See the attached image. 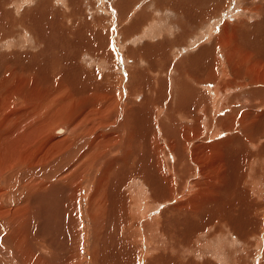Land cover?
I'll use <instances>...</instances> for the list:
<instances>
[{"label":"rangeland","instance_id":"obj_1","mask_svg":"<svg viewBox=\"0 0 264 264\" xmlns=\"http://www.w3.org/2000/svg\"><path fill=\"white\" fill-rule=\"evenodd\" d=\"M16 3H19V7L16 6ZM256 7L258 9H256ZM259 7L261 8L259 9ZM225 25H227V29H225ZM255 28L257 29L254 30ZM248 31H252L254 34L251 32L249 33ZM232 32H237L238 34H240L238 37V42L240 44L243 43V46L247 44H253L251 42H253L255 36L258 37L257 40H254L255 42L258 41L256 45L263 47V43H260L259 41H264V0H0V67L3 65V67L0 69V95L5 92V89L7 87H11L16 83L15 79H27L28 84L30 81V88H32V91L30 92L35 91L37 95L38 93L40 94L43 103L41 105V110L43 111L42 113L48 112L51 115L57 112L55 117L58 116V114L61 115L62 113H66L71 108L78 112L81 109V105L72 107L74 104H79L80 102L85 100V102L90 101L87 104L89 106L92 104V101L96 99V96L98 98H101V95H105L107 96V98H109V103H111V106L109 107L112 109L109 108V110L112 111H109V113H113V111H115L116 109L118 111L117 117L119 115V120H122L121 114H124V112L126 111L124 114L125 116L123 115V124L125 122L127 123H125L124 125H121V122L119 121V125L118 122L116 123L117 126H121L120 128H123L125 130H135V123L132 120H135L136 117L134 116L133 119H130L132 113H135V115H137L138 117V115H142V113L146 112L145 114L147 116V112H149L148 114H152V112H155L154 110H157V108H162L164 104L166 108L164 107L163 111L161 112L162 114H164L161 115V118H163L162 120H164L165 116L167 117V115L169 114V117L172 119V122H170L171 120L168 121L169 123L165 121V123L163 124L165 133L170 134V131L176 132V130L173 129L176 127L177 130L180 131V129L183 128L182 125L184 124L179 123L175 126L171 125L174 123L172 115H174V117H176L175 115H177V119H181V116H194L192 112H196L194 109L196 103L193 104L192 101L195 102L196 100L207 99L204 100L206 101L204 105L209 106V99H211L210 97L212 96L211 91H209L210 95L205 91V97L199 98V96L204 92L203 89L205 88V86H209L211 87V89H213L214 86H218L221 96L217 99H214L215 101L213 100V104L216 103L217 106H220L221 103H223L225 107L221 109L220 112H217L221 114H214L213 117H210V109L204 106V109L206 111H209L208 114H205L203 116L201 114V119L196 121L197 125L202 128V131L200 130V136L197 135L194 138H188L190 140L189 142H187V145H189L188 148H191V143L195 142L197 138L199 141L201 139H205V144H207L217 143L225 140L227 137L238 135L239 138H237V140H235L236 138H233L232 142L235 143L239 141V139H243L247 143H250L251 141L257 142L261 144L260 146H262L264 149V128L262 127L261 130H258L259 125L256 126V128H251L250 125L248 126V123H250V121L241 125L240 121L237 118L240 117L239 114L241 112H244L246 109L244 108L245 106L240 107L239 105L241 104L235 103V100H240V98L237 99L235 98V96L241 93L238 89L242 87H245L244 90L246 91L247 89H252V82L250 81L251 77L245 75L241 80H239V78H236L234 80L235 75L231 67L228 66L226 59H224V55L222 53L224 51L222 49H218L217 52L216 50L214 51L212 50L213 48H211L213 41L216 40V36L221 40L228 39L230 42H228L227 44L230 48L231 44H234L232 41L235 40L234 38L233 40H231ZM247 32L250 36H247ZM20 34H23L24 36H21ZM257 35H260V37ZM70 39L72 40L70 41ZM101 40V43L105 45V51H102L103 53H101V50H98L97 48V45L99 44L98 42ZM106 49L108 53L106 52ZM258 54L261 55L264 53L258 52ZM216 55L217 57H219V59L221 58L217 61L219 65H217V62L215 61ZM194 56H196V58H194ZM214 61L216 62V64L214 63ZM262 61H264V57ZM5 65L8 66V69ZM23 65H30L32 67H35V71H30L32 74L27 73V75L26 73L23 74L22 72H19V68H21V66ZM259 68L261 72V70L264 69V64L259 65ZM223 69H226V73L228 75L226 78H224L225 82L219 79L223 75L221 74V71ZM3 71L8 72V80L6 82L2 81L5 76H2ZM50 77H53V79H51ZM201 77L203 80L201 79ZM37 78H39L38 81ZM44 78H46L47 80L49 79V81L47 82L48 84L46 83ZM61 79L64 81V84L62 83L63 86L60 88V91L58 93L51 94V91H49L51 88L48 89L47 87L50 86L51 81H54V83H56L57 81L60 82ZM67 79L70 81V83L73 84V88L75 89H72V92H75L74 95H71V97H68L71 94V89L67 90V88L69 87L68 85L70 84H68ZM170 80L173 81L172 84L175 87L177 86V84L179 86V88H175L174 91L172 89V91L177 94L176 95L175 93H173L175 94L174 97H171L170 95ZM176 81H178V83H176ZM35 82L40 83L36 84ZM164 82H167L168 88H165L163 84ZM172 84L171 87L174 88ZM227 84L231 89H229L228 87L224 89L225 85L227 86ZM259 85L261 87H264V83H260ZM152 87L153 89H155L154 91L158 93V96L155 94L154 97L158 98L161 95L163 99L159 97L156 104L154 103L153 106L148 107L147 102L144 104L143 101L146 96L152 97L151 94L152 92H154ZM47 89L49 93H46ZM227 89L230 92L228 91L227 93ZM136 93H138L139 95H135L137 96L135 98V102L140 103L136 106H133L134 104L127 105V100ZM193 93L198 94V98H193ZM64 97L67 99H65ZM259 97H263V91L259 92ZM116 100L121 101L118 107H116ZM53 102H57V105ZM95 102H97L96 104L99 106L102 103L101 102L99 104L98 100H96ZM131 102L133 103L132 100ZM262 103L263 105H260L258 107H254L253 105H251L250 107L253 106V108L249 110H251L253 116H260V119L262 120V124L264 126V102L262 101ZM102 104L100 107H102ZM165 104H167L169 107ZM192 105L194 106L192 107ZM120 106H124L125 110H122ZM151 108H154L153 111ZM93 110L89 113L90 115L87 116L88 118H90V121L88 120L87 122L86 120L83 123H79V125L76 127V129H78L75 131L76 133L74 132L73 136H71L69 143H63L67 135H69V131H66L61 135H57L56 133L52 132L55 128H57L55 125H65L66 127L67 125L64 122H52V120H49L44 123L42 129L44 134L42 133L41 136L44 141L46 140V142H48L47 139L49 138L51 142L50 145L46 147L48 149H44L45 147H43V152H45L46 154L53 153V157H51L50 159L48 158L49 155H47L46 157L50 160V163L48 162V160L43 159L45 161L43 165L45 166H43L44 168L42 167L41 169L44 173L41 172L42 175L40 173V176L31 178L32 180L29 179L28 183L30 182V185L28 186H26V183H22L19 177L15 178L17 174H15L16 176L12 177L7 175V186H4V184L2 183L4 181V177L0 176V190L2 189V193H0V206L2 205L3 209H10L17 206V204L21 203V201L26 200V202L29 204L28 207H31L32 202L33 204H35L34 202H37L38 210L33 211V219L35 220L36 218V220L34 222V220L32 219V224L30 225L33 230L37 229L42 230V232L45 234H49V232H51L50 234H53L51 242L55 243L57 251L48 247L45 241H43V244L42 241L40 243L39 238L38 240H36L39 244H43L42 246L46 251V254L44 253L45 255H43L42 253L44 259L53 257L52 259H48V261H53L51 264H86L87 262L88 264L91 263L92 260L90 261L89 256L86 254V252H91L89 246L92 247V245L89 244V246H87V243H90L91 241L90 234L86 236V234L83 233V231L86 232L85 230L89 228L90 224L89 222L87 224L85 219H88V221L92 219L94 220V222H99L98 224L100 226L101 234L98 237L99 241L97 239L92 241V249L95 252L97 259L94 260V257H92L91 259H93L96 264H98V261L100 260H102L104 264H130L131 262L129 261V259L131 254H134L133 251L136 252L137 250V255H140L141 250L138 248H140L143 239L145 241V238H143L144 236L142 237V239L141 236H137L133 233V227L136 226V223L141 225V223L144 224L145 222L150 220H157V226L159 227L157 232H159V234L161 235L159 240L160 242H164H161L160 246L162 248H167V246L171 245L176 249L178 248V250L180 251V253L179 251H173L172 253H170L169 251H167L168 248H165L164 254L166 255V257L164 255L160 257V259L162 258V264H170L171 262L172 264H174L173 259L175 257H178L177 259L175 258L177 264L179 262H181V264H205L204 262H208V259H206L205 257L199 259L197 255L182 254L181 256V252L185 251L186 248L190 249L191 247L192 250L194 247V250L196 251L199 248L197 245H200L202 239L204 241L202 242L205 243L207 237L209 239L213 238L214 240V233L212 234V229L215 227V230L216 227H221V222L218 219V221H211V217L209 215L215 210L214 207L212 210L210 206L204 208V211L207 209L209 210L208 212H202V209L200 212L201 214L197 213L194 216L191 214L192 218L189 216L190 213L179 218L178 212H168L170 211L169 208L177 204L178 202L190 200L192 198L195 200H199L201 196L199 195L196 197V195L199 194L198 188L190 193L187 190H181L180 186H178L177 184L178 175L174 174L172 178L176 179V182L175 184L173 182V189L171 188L170 191L168 190L169 184L167 183L166 185L164 179L168 175V160L171 158L172 154L170 151H168L167 145L163 139V132L161 128L155 127L157 124H159L158 121L161 120L160 116L155 119V115L153 114L150 115V119L152 118L151 120L144 121V119H142V121H136L138 122V124L136 123V127L139 131H142L144 127L146 128L149 126L152 129L151 132H149V134L152 133V137L150 135L148 136V138L150 137V140H146V142H140L138 144V149L140 150L141 156L143 158L149 157L146 148L143 149L144 143L146 144L145 146H148L149 144L151 145V147H153L154 145L156 146V149L157 145H159V161L157 160L158 158L155 162L152 160L154 170L151 172L149 170L150 173H148V176H150V181H155V186L153 188L151 182L145 179L143 175V173L146 174L145 164H147L148 159L150 158L146 159V163H143L145 160L142 159V164H144L145 167L144 169L139 170L140 172L135 171L136 173H133V170H136L134 168L136 166L137 160L130 161L131 159H129L128 162L126 161L124 165H121V162L119 161L110 160L109 166H106L107 171H105L106 168L104 169V167L102 171V168L99 167L101 160H97L94 154L96 151L91 154L92 151L89 152L86 145L90 142V140L92 141V139L94 138L93 135H97L102 132L101 127L98 128V125L103 126L110 119L105 118L107 116H99ZM27 112L29 114V122L30 116H32V118L40 117L38 106L30 111L28 110ZM178 113L180 114V116ZM237 113L239 114L237 115ZM1 116L4 115L0 114V117ZM51 118L53 117L51 116ZM138 118L141 119V116H139ZM232 118L237 119L234 124L231 120ZM10 119H12V117ZM39 119L41 120V118ZM14 120H8L3 126L0 125V160H4V158L8 155V151L12 147L10 146L12 141L15 140L18 143V140L20 138L23 139L22 136L25 132H23V128H21V123L24 124L23 121L25 120L17 118V121H19L20 124V128L18 130H15L16 126L13 124ZM187 122L189 127L188 129H186L190 131V126H194L196 122H191L190 118H188ZM210 122H212L213 124L211 126H208ZM46 124L48 125V127L46 126ZM217 124H220V126H218ZM90 125H95L97 129L94 130V132H90V130H87ZM209 127H215V129H218L220 133L217 136H214L213 134H211L212 130H208ZM243 127L247 129H243ZM59 128H57V130ZM19 131H21L20 134ZM62 132L63 131H59V133ZM47 134L49 135L47 136ZM148 138L145 137V139ZM73 141H77L75 142L76 144H74ZM67 143L68 146L71 143L73 144H71L68 148V146L66 145ZM239 146L232 144V147L235 150V147ZM247 147H249L248 149H251L250 144H247ZM17 149L20 151L23 148L17 147ZM244 150V148H240L239 153L242 152L241 154L243 155ZM68 151L71 153L67 155V158H69V160H72L74 158V165L72 168L73 173L67 172L63 174L62 169V172L58 171L60 170V161L58 160L59 157L57 158V156L62 155L63 157L61 156L60 160H63L65 158L64 155H66ZM76 151L79 152L76 154ZM72 154L75 156H73ZM80 154H83V156L78 159L76 156ZM130 154H132L130 149L125 151L124 153L125 157ZM256 158L257 157L255 156L250 161H248L245 174L246 177L244 176V179L242 180L244 183L242 182L241 187H244L243 189H248L247 194L244 195L243 193L241 194L242 196H239V194L235 192L236 194L232 193L231 195H224V192H220L221 195H224L222 199L223 201L231 200L236 204V196L240 199H238V201L240 202L235 205L236 208L232 213L236 214L232 215L233 217L235 216V220L233 217L232 220L238 223L245 221L248 222V220H254L252 216L262 220V229L258 237L257 235L255 236L249 234L250 242H253L251 245H249L247 253L246 251L234 252V248H232L233 250L231 248H227L225 250V257L227 260L229 259V261H227L229 264H251L254 255L258 251V248L254 241L257 238L261 237V242L264 244V195H262L264 194V192H261V194H257L254 193V190H252L251 187L248 188V186H246L248 181L247 179L253 177L252 175H257L258 178V172H255L258 170V167H255L257 166V161L255 160ZM109 159H111V157ZM98 161L100 162L97 163ZM160 163L163 171L159 166ZM15 164L16 163L12 165V168L14 171L18 172L19 168ZM142 164L140 162L141 166ZM251 164H253V166H251ZM40 165L41 163H39V166ZM53 165L55 168L53 167ZM251 167L257 169L252 168L253 170H251ZM49 169H53V171L56 172V175H53V177L55 178H53L52 176H47L48 172L50 171ZM250 172L253 173L249 174ZM101 173H105V177H103V180H100V177L102 178ZM44 175L50 180L48 178L47 179L49 181L45 179L46 177ZM249 175L251 176L249 177ZM195 179L196 178L191 175L187 177L188 183L190 184L195 181ZM260 179H258V181ZM39 180L44 181L43 188L41 185L42 182L40 183V185L37 183L40 182ZM52 181L54 183L51 186L50 182ZM260 181L261 183L263 182L264 185V177ZM32 182L34 185L32 184ZM157 183H159V185ZM9 186H13L11 187L12 189L9 188ZM202 187L203 185H201V188ZM137 189H139V192ZM14 192L16 194H14ZM19 192L20 194H18ZM9 193L10 195L7 196ZM122 193L123 195L125 194L126 200H122ZM135 193L139 194V196L145 197H142V205L140 204V206L136 205V203L135 205L132 203ZM168 193L171 194V196ZM31 194H34V196ZM21 195L23 196L21 197ZM30 195L33 197H31ZM156 197L158 200L156 199ZM14 198L16 199V201ZM59 198L61 200H59ZM64 198L65 201L67 200L66 202H68V205H64ZM50 199L52 201H49ZM58 200L59 202H62L59 203L57 202ZM15 202L18 203L16 204ZM257 202L259 204L258 206ZM261 203H263V205ZM61 204L63 205L61 206ZM148 205H153L149 208L150 211H148ZM63 206L64 209L62 211ZM67 206H70L71 208L69 207L68 209ZM27 208L26 210H24L25 212L23 211L22 213L23 219L25 218L27 212H29V208ZM146 208V211H148L147 214H144L145 216L143 215V217L140 218L139 221H137L140 214L139 210L140 212H145ZM89 209L90 212H88ZM240 209L242 210L240 211ZM243 212L248 213V215L247 213H245L247 215L244 216L245 219L243 217ZM68 214H71V217ZM97 217L99 218L97 219ZM153 217H155V219H152ZM3 218H5V220ZM3 218L0 219L1 224L5 221H10V216ZM23 219L20 218V221H17L21 226L23 224ZM71 219H74V221L72 220L73 222H69L71 221ZM99 220H101V222ZM26 221L27 218L25 220V224ZM179 221L183 224L182 227L177 226L180 223ZM190 223L191 225H189ZM201 223L206 228L194 234L193 231L197 228V226H202ZM11 226L12 227H10L9 232L15 227V225ZM162 227L164 229L161 230ZM2 229H4V227H0V230ZM185 230L187 231L186 233ZM163 232L165 234H163ZM176 232H183L182 235L191 238V241L188 240V238L187 241L182 237V235H180L181 233ZM3 234L4 233L0 231V247H11L12 243L11 245L6 243L7 238L6 236L3 237ZM205 234L207 236H205ZM229 236L231 239H234L233 244L235 247H239L243 244L242 237L240 238L238 237V235H235L230 231L228 237ZM161 237H163L162 240ZM200 238L201 241H198L200 240ZM243 238H246V236ZM197 242L199 244H197ZM4 243L8 244L9 246H6ZM17 243L18 242H15V244ZM191 244H193L194 246ZM32 245L33 244H31V246ZM187 246H189L190 248ZM11 248H9L11 250V253L15 255V253H17L16 249H20L21 245H14ZM132 248L134 249L132 250ZM181 248L183 251L181 250ZM9 249H6V251ZM129 253L130 256H128ZM155 253V256L160 255L159 250H156ZM34 254L36 253L34 252ZM49 254L55 256H50ZM169 254L173 257L172 259ZM152 255L153 253L150 252L149 256ZM257 255H259V252ZM60 258L64 260L62 261ZM124 258L126 261L124 260ZM165 258H168L167 260L169 263H166L167 260H165ZM250 258H252V260ZM160 259L157 260V262L155 261V263L158 264L159 262L160 264ZM209 259H212V261H214L213 257ZM140 260L141 264H146L147 262V258L143 256V254H141ZM244 260L245 262H243ZM58 261L61 263H59ZM0 264H9V262L1 260ZM216 264H219V262H216Z\"/></svg>","mask_w":264,"mask_h":264},{"label":"bare ground","instance_id":"obj_2","mask_svg":"<svg viewBox=\"0 0 264 264\" xmlns=\"http://www.w3.org/2000/svg\"><path fill=\"white\" fill-rule=\"evenodd\" d=\"M15 2V1H14ZM17 4V3H16ZM21 4V3H20ZM22 5V4H21ZM17 7H19V3L16 5ZM15 6V7H16ZM16 7V8H17ZM261 7H259L260 9ZM256 9H258L256 7ZM260 13V12H259ZM30 15V14H29ZM252 15V14H251ZM38 17V16H37ZM36 17V18H37ZM40 19V18H39ZM245 20V19H244ZM36 21V20H35ZM10 23V22H9ZM230 24V23H229ZM237 24V23H236ZM24 25V24H23ZM53 25V24H52ZM32 27V26H31ZM223 27V26H222ZM225 29H227V25L224 26ZM240 28V27H239ZM257 28H255L254 30H256ZM25 30V29H24ZM52 30V29H51ZM208 30V29H207ZM245 30V29H244ZM26 31V30H25ZM149 31V30H148ZM226 31V30H225ZM253 31V30H252ZM252 31H248L249 33H253ZM247 32V36H250L248 35L249 33ZM217 34V33H216ZM254 34V33H253ZM21 36H24L23 34H20ZM40 35V34H39ZM240 34H238L237 32H232V39L233 38L235 39L234 41H232L234 44L232 45L231 44V47L229 48L228 47V42H230L228 39L226 40H221L219 37L216 36V40L213 41V44L211 45V48H213L212 50H218V49H222L224 52L223 55H224V59H226L227 63H228V66L231 67L234 75H235V78H239V80H241L245 75L247 76H250L251 77V82H252V89L248 90H244L245 87H242L240 89H238L241 93L240 94H237L235 96V98L239 99L240 100H235V103H238V104H241L239 105L240 107L241 106H245L244 108L246 109L244 112H241L240 114L237 113V115L239 114L240 117H237L238 120L240 121L241 125L247 123L250 121V123H248V126L250 125L251 128H256V126L259 125V129L258 130H261L262 127L264 128L263 124H262V120L260 119V116L256 115V116H253L252 115V112L251 110L249 109H252L253 106L254 107H258L260 105H263L262 101L264 102V87H261L259 84L260 83H264V69L261 70L260 72V68H259V65L261 64H264V61H262L263 57H264V54H261L259 55L258 52L260 53H264V41H259L260 43L262 42L263 43V47L259 46V45H256V43L258 42H255L254 40H257L258 37H255V39H253V44H247L245 46H243V43H239L238 42V37H239ZM26 36V35H25ZM245 36V35H244ZM260 37V35H257ZM42 37V35H41ZM230 38V37H229ZM247 38V37H246ZM24 39V38H23ZM72 39H70L71 41ZM104 40V39H103ZM107 41V40H106ZM69 42V41H68ZM102 40L99 41L98 45H97V48L98 50H101L100 52L103 53L105 50V45H103L102 43ZM97 43V42H96ZM104 43V41H103ZM259 44V43H258ZM262 45V44H260ZM230 46V45H229ZM103 51V52H102ZM106 52L108 53L107 49H106ZM218 52V51H217ZM235 53V54H234ZM194 58H196V56H194ZM221 59V58H220ZM219 57H217L216 55V59L215 61L217 62L218 60H220ZM202 60V59H201ZM214 61V63L216 64V62ZM262 62V63H261ZM217 65H219V63L217 62ZM6 66V65H5ZM37 66V64H36ZM3 67V65L0 67V69ZM18 67V65H17ZM6 68L8 69V66H6ZM4 69V68H3ZM6 69V71H7ZM35 67H32L30 65H23L21 66V68H19V72H22L23 74L27 73L30 74L31 72L30 71H35L34 70ZM56 70V69H55ZM6 71H3L2 72V76H4L3 78V82H6L8 80V72ZM18 72V73H19ZM223 74L221 78H219L220 80L224 81L225 82V79L228 75L226 73V69H223L221 71ZM20 74V73H19ZM32 74V73H31ZM198 75V73H197ZM26 77V76H25ZM184 77V76H183ZM182 77V78H183ZM213 77H216V76H213ZM212 77V78H213ZM27 78V77H26ZM51 78V77H50ZM46 83L49 81V79L47 80L46 78H44ZM53 79V77L51 78ZM50 79V80H51ZM172 79V78H171ZM177 79V77H176ZM202 79V77H201ZM32 80V79H30ZM35 80V79H34ZM39 80V78H37V81ZM68 80V79H67ZM199 80V79H198ZM203 80V79H202ZM215 80V79H214ZM233 80V81H234ZM238 80V79H237ZM60 81V80H59ZM63 80L61 79L60 82H56L54 83V81H51L50 83V86H48L47 88H51L49 91H51L50 93H58L60 91V88L63 86L64 84V81L62 82ZM233 81H230V82H233ZM15 84H13V86L11 87H7L5 89V92L3 94L0 95V114H3L4 116H1L0 117V125L3 126L5 124V122H7L8 120H14L13 124L16 126V129L15 130H18L20 127V124H19V121H17V118L18 119H21V120H25L23 121V123H21V128H23V132L24 135L22 136V138H20L18 140V143L14 140L12 141V143L10 144V146H12L9 151H8V155L4 158V160H0V176H3L4 177V181L2 179V183L4 184V186H7L6 185V177L7 175H9L10 177L12 176H16L15 174H17V176L15 178H20L21 182L22 183H26V186L30 185V182L28 183V180H32L31 178H34L36 176H40V173L43 172L42 171V167L45 166L43 165L45 163V161L43 159H46L48 160V162L50 161L49 159L51 157H53V153L52 154H46L45 152H43L44 149H48L46 147H48L50 145V139L48 138V142H46V140L44 141V139L42 138L41 134L43 133V125L44 123H46L47 121L49 120H52V122H64L67 126L65 127V125H55L57 128H59L57 130V128H55L52 132L53 133H56L57 135H61V134H64L66 131H69V135H67V137L65 138L64 142H70L69 140L71 139V136H73V133L78 129H76V127L79 125L80 122H84L87 120L90 119L88 118L87 116H89L90 112L93 110L95 111L96 114H98L99 116H107L105 118H109L110 120L108 122H106L103 126H99L98 125V128L101 127L102 129V134H95L93 135L94 138L92 139V141L90 140V142L86 145L87 146V150L89 152H91V154L93 152H95V157L97 160H101L98 161L97 163L100 162L99 164V167L102 168V171H103V167L104 169L106 168V166L108 167L109 166V162L110 160H115V161H119L121 162V165L127 161L129 159H131L130 161L132 160H137V163H136V166L134 169L136 170H133V173L135 171L137 172H140L139 170L141 169H144L145 165H146V174L143 173L145 179H147L149 182H151L152 184V187L154 188L155 184L154 182L151 180L150 181V176H148V173H150L151 171L154 170V166H153V161L155 162L156 159L159 161V156H158V147L159 145H157V149H156V146L153 145V147H151V145L148 144V146H145L146 144L144 143L143 144V149L146 148V151L148 152L149 154V157L150 159L148 158H143L140 154V150L138 149V144L140 142H146V140H150V137L148 138V136L150 135L152 137V133L149 134V132H151V127H144L142 131H139L138 128L136 127V123L138 124V122L136 121H139L142 119H144V121H148V120H151L150 119V115H155V119L158 118V116H160V121L159 124H157L155 127H160L162 132H163V139L167 145V148H168V151L171 152L172 156L171 158L168 160L169 164L167 166V172H168V175H167V180L166 178L164 179L165 180V184L167 185V183L169 184L168 186V190L170 191L171 188L173 189V182L175 184L176 182V179L172 178L174 175H178L177 177V184L178 186H180V189L182 190H187L189 193L194 191L195 189H199V194L196 195L197 196H201L199 200H195V199H190V200H184V201H181V202H178L177 204L171 206L169 208L170 211L168 212H173V211H176L179 213L178 217H183L184 215L186 216V214L191 217V214L194 216L195 214L199 213L201 214V210L202 212L204 211V208H206L207 206H210L211 209L213 210V207H214V212H212L209 216L211 217V221L213 222L214 220H220L221 222V227H216V229L214 230V228L212 229V234L214 233V240L213 238H208L207 237V240L205 243H203V239L201 241V238L200 240L198 241H201L200 245H197L199 244L197 242V246L199 247L196 251L194 250L195 248L193 247V250L189 247L190 249H187L183 252H181V256L182 254L184 255H187V254H190V255H197L200 258H206L208 259V262H204L205 264H216V262L219 264H229L227 261H229V259L227 260L226 257H225V250L227 248H234V252H242V251H246L247 253V249L249 247V245L252 244V242H250V235H258L260 234L261 232V226H262V220L261 219H257L255 218L254 216H252L254 218L251 219V220H248L245 221V222H241V223H238L235 220V216L233 217L232 215H236L235 213H233V211L235 210L236 208V204L239 203L240 201H238L239 197H237L236 195V200H237V203L235 204L234 202H232L231 200L230 201H223V197L224 195L226 194H236L235 192H237V194H239V196H242L241 194L244 193L247 194V190L248 189H243L244 187H241L242 185V180L244 179V176L246 174V167H247V163L248 161H250L253 157H257L255 160L257 161V166L255 167H258V170L255 171V172H258V178H257V175H252L253 177H250L251 175H249L250 179H247V184L246 186H248V188L251 187L252 190H254V193H257V194H261V192L263 193L264 192V185H263V182L261 183V179L264 177V149L262 146H260L261 144L257 143V142H250V143H247L246 141H244L243 139L237 142H232L233 141V138H236L235 140H237V138H239L238 135H234L233 137H227L225 140L223 141H220V142H217V143H207L205 144V139H201L200 141L197 140L195 142H192L191 144V148L189 149L187 145L190 140L188 138H194L195 136H200V130L202 131V128L199 127L197 125V122L198 120L201 119V114L202 116L205 115V114H208L209 111H206L204 109V106L205 107H208L210 109V117H213L214 114H221V113H217L218 111L220 112L221 109H223L225 107V105H223V103H221V105L218 107L217 104H213V100L214 99H217L221 96L220 94V90L218 88V86H214L213 89H211V87L209 86H205V88L203 89L204 92L199 96L198 94H194V96H192L193 98H196L197 96L200 97H205L206 94H205V91L207 94H209V91H211V96L209 99V102H210V105L207 106V105H204V103L206 101L204 100H207V99H204V100H196L195 102L192 101V103H196L194 109L196 112H192L194 114V116L192 115H187V117H182L181 116V119H177V115H175L176 117H174V115H172L173 117V126H175L176 124H179V123H184L182 126L183 128L179 130H177V127L176 128H173L174 130H176V132H172L170 131L169 133L170 134H167L165 133V130H164V123L165 121H167V123H169L168 121L172 122V119L169 117V114L167 115V117L165 116L164 120H162L163 118H161V115H164L162 114L161 112L163 111L164 107L166 108V106H164L163 104V107L162 108H157V110H154L155 112H152L154 108H151L152 109V114H148L149 112H147V116H146V112L142 113V115H138L141 116V119H139L137 117V115H135V113H132L131 114V117L130 119H133V117L135 116L136 119L132 120L134 121L135 123V130H125L123 128H120L119 126L116 125V123L119 121L121 122V125H124L123 124V115L124 114L120 113L122 115V120H119V115L117 117V114H118V111L115 109V111H113V113H109V111H112V110H109V106H111V103L109 98H107V96L105 95H101V98H98L96 96V99L92 101V104L91 105H87L90 101H87L85 102L82 101L80 102L79 104H74L72 107H76V106H80L81 105V109L76 112L73 108H71L69 111H67L66 113H62L61 115L58 114V116L55 117L56 113H53V114H49L48 112H44L42 113L43 111L41 110V105L43 104L42 103V100H41V97H40V94L38 93V95L35 93V91L33 92H30L32 91V88H30V81H29V84H28V80L26 79H15ZM173 81L170 80V95L171 97L176 94L175 92H173L175 90V88H179L178 84L177 86L175 87L173 84H172ZM202 82V81H200ZM227 82V81H226ZM242 82V81H240ZM36 83V82H35ZM34 83V84H35ZM40 83V82H38ZM36 83V84H38ZM45 83V84H46ZM63 83V84H62ZM70 83V81L68 80V84ZM176 83H178V81H176ZM35 84V85H36ZM48 84V83H47ZM165 88H168L167 87V82H164L163 83ZM171 84L174 86L171 87ZM232 84V83H231ZM240 84V83H239ZM237 84V85H239ZM186 85V84H185ZM236 85V86H237ZM245 85V84H243ZM46 86V85H45ZM65 86V85H64ZM69 87L67 88L68 89H71V94L68 96V97H71V95L73 94L74 95V92H72V89L75 90L73 88V84L70 83L68 85ZM221 86V85H220ZM190 87V86H189ZM226 87H228V84L227 86L225 85L224 89H226ZM34 88V87H33ZM191 88V87H190ZM229 89H231L230 87H228ZM250 88V87H249ZM38 89V88H36ZM46 91V93H49V91ZM153 89V87H152ZM173 89V91H172ZM211 89V90H210ZM34 90V89H33ZM103 90V89H102ZM155 89H153L154 91ZM142 91V90H140ZM151 91V89H150ZM184 91V90H183ZM228 89H227V93H228ZM263 91V97H259V92H262ZM38 92V91H37ZM98 92V91H97ZM230 92V91H229ZM84 93V92H83ZM175 93V94H173ZM191 93V92H190ZM85 94V93H84ZM103 94V93H102ZM157 95L158 96V93L157 92H152V97H149V96H146L143 103L145 104L147 102V105L148 107L150 106H153V104L157 103L158 101V98L161 97L163 99V97L160 95L158 98L154 97V95ZM130 95V94H129ZM132 95V94H131ZM135 95H139L138 93L136 94H133L132 97L130 99L127 100V105L128 104H134L133 106H136L137 104H139L140 102H135V98L137 96ZM147 95V94H146ZM169 95V96H170ZM177 95V94H176ZM210 95V94H209ZM254 95V97H253ZM89 96V95H87ZM92 96V95H91ZM190 96V95H189ZM67 97V96H66ZM67 97V98H68ZM170 97V98H171ZM178 97V96H177ZM65 98V97H64ZM65 98V99H67ZM93 98V97H92ZM95 98V97H94ZM98 98V99H97ZM198 98V97H197ZM176 99V98H175ZM174 99V100H175ZM226 99V98H225ZM261 99V100H259ZM57 100V99H56ZM55 100V101H56ZM96 100H98L99 104L101 103L102 104V107L101 104L100 106L97 105L95 102ZM109 100V101H108ZM131 100L133 101V103L131 102ZM169 100V99H167ZM220 100V99H219ZM124 101V100H123ZM215 101V100H214ZM224 101V100H223ZM243 101V103H242ZM217 102V101H216ZM54 104L57 105V102H53ZM121 103V101H117L116 100V107L119 106V104ZM159 103V102H158ZM161 103V102H160ZM167 103V101H166ZM149 104H152V105H149ZM39 107V115L40 117L38 118H32V116H30V122H29V114H28V110H32L33 108ZM167 105V104H165ZM251 105H253L252 107H250ZM62 106V105H61ZM168 106V105H167ZM194 105H192L193 107ZM237 106V107H239ZM98 107V108H96ZM121 107V106H120ZM169 107V106H168ZM167 107V108H168ZM61 108V107H60ZM58 108V109H60ZM125 107L122 106L121 109L122 110H125L124 109ZM127 108V107H126ZM136 108V107H135ZM171 108V107H170ZM169 108V110H170ZM63 109V107H62ZM112 109V108H110ZM131 109V108H130ZM150 109V110H151ZM167 110V109H166ZM199 110H200V113H199ZM57 111V110H56ZM120 111V110H119ZM193 111V110H192ZM122 112V111H121ZM133 112V111H132ZM165 112V110H164ZM163 112V113H164ZM237 112V111H236ZM263 112V111H262ZM261 112V113H262ZM42 113V114H41ZM128 113V112H127ZM168 113V112H167ZM189 113V111H188ZM179 114V113H178ZM120 115V116H121ZM264 115V114H263ZM47 116V117H46ZM50 116V117H49ZM51 116L53 118H51ZM125 116V115H124ZM130 116V115H129ZM180 116V114H179ZM12 117V119H10ZM46 117V118H45ZM164 117V116H163ZM220 117V116H219ZM223 117V116H222ZM41 118V120L39 119ZM61 118V119H60ZM99 118V117H98ZM188 118H190L191 122H196L194 124V126H190V129L194 130L193 131H188ZM192 118V119H191ZM114 119V120H113ZM211 119V118H210ZM179 120V121H178ZM219 120V119H218ZM233 124L234 122L237 120L235 118H232L231 119ZM90 121V120H89ZM128 121V120H127ZM131 121V120H130ZM221 121V120H220ZM12 122V121H11ZM100 122V121H99ZM119 122H118V125H119ZM129 122V121H128ZM190 122V121H189ZM86 123V122H85ZM200 123V122H198ZM17 124V125H16ZM91 124V123H89ZM94 124V123H93ZM98 124V123H96ZM142 124V123H141ZM213 123L210 122L208 124V126H211ZM128 125V124H127ZM218 126H220V124H217ZM46 126L48 127V125L46 124ZM93 126V127H92ZM126 126V125H125ZM129 126V125H128ZM134 126V125H133ZM215 126V125H213ZM111 127V129H110ZM130 127V126H129ZM207 127V126H206ZM246 127V126H245ZM243 127V129H247ZM133 128V127H132ZM187 128V129H186ZM97 127H95V125H90L88 127L87 130H90V132H94V130H96ZM100 129V130H101ZM105 129V130H103ZM109 129V130H108ZM154 129V128H153ZM179 129V128H178ZM231 129V128H230ZM14 130V131H15ZM99 130V129H98ZM97 130V131H98ZM138 130V132H137ZM173 130V131H174ZM208 130H212L211 134H213L214 136H217L220 131L218 129H215V127H209ZM257 130V129H256ZM47 131V130H45ZM56 131V132H55ZM59 131H63L62 133H59ZM121 131V132H119ZM21 131H19V134H20ZM156 132V131H155ZM154 132V134H155ZM208 132V131H207ZM76 133V132H75ZM44 134V133H43ZM12 135V134H11ZM14 135V133H13ZM49 134H47L48 136ZM85 136V135H84ZM33 137V139H32ZM75 137V136H74ZM90 137V136H88ZM145 137H147L148 139H145ZM212 137V136H211ZM14 138V137H12ZM45 138V137H44ZM102 138V139H100ZM144 139V140H143ZM152 139V138H151ZM22 140H23V143H22ZM63 140V139H61ZM143 140V141H142ZM88 141V140H87ZM157 141V140H156ZM77 142V141H75ZM74 141L73 143L76 144ZM86 142V141H85ZM68 143L66 144L68 146ZM71 143V144H73ZM82 143V142H81ZM262 143V142H261ZM70 144V145H71ZM232 144L234 145H241L239 147H235L236 150H239V151H236L233 147H232ZM239 144V145H238ZM247 144H250V148L251 149H248L249 147H247ZM70 145L68 146V148L70 147ZM84 145V144H83ZM83 145H80V146H83ZM141 145V144H140ZM9 147V145H8ZM17 147H22L23 149L22 150H18ZM43 147H45L43 149ZM32 148V149H31ZM74 148V147H73ZM80 148V147H79ZM78 148V149H79ZM85 148V147H84ZM83 148V149H84ZM240 148H244V153L243 155L240 152ZM58 149V148H56ZM75 149V148H74ZM93 149H96V150H93ZM132 152V154L130 155H127L125 157L124 153L125 151L129 150ZM82 151V150H81ZM167 151V152H168ZM79 151H76V154L78 153ZM238 152V153H237ZM21 153V154H20ZM48 153V152H47ZM71 153L68 151V153H66L65 158L62 160H60V157L62 156H57L58 160L60 161L59 163V167H60V170H58L59 172L63 170V174L67 173V172H70V173H73V165H74V158L72 160H69V158H67V155ZM48 156V158H46ZM73 155V154H72ZM160 155V154H159ZM55 156V155H54ZM75 156V155H73ZM79 156V157H78ZM76 156L78 159L83 156V154H80ZM63 157V156H62ZM111 157V159H109ZM170 157V156H169ZM168 157V158H169ZM76 158V160H77ZM85 158V157H84ZM161 158V157H160ZM167 158V157H165ZM83 159V158H82ZM145 160L143 163H146L148 159V162L147 164H142V161ZM153 160V161H152ZM55 161V160H54ZM88 161V160H87ZM167 161V160H166ZM254 161V160H253ZM47 162V163H48ZM140 162L142 164V166L140 165ZM167 162V163H168ZM16 163L15 165L18 166V172L14 171L13 168H12V165ZM39 163H41V165L39 166ZM50 163V162H49ZM96 163V164H97ZM166 163V164H167ZM193 163V164H192ZM252 163V162H251ZM115 164V163H114ZM144 165V166H143ZM161 165V163L159 164V166ZM47 166V165H46ZM83 166V165H82ZM251 166H253V164H251ZM54 167V165H53ZM162 166H160L161 168ZM44 168V167H43ZM55 168V167H54ZM76 168V167H75ZM257 169V168H254V167H251V170L253 169ZM62 169V170H61ZM99 169V168H98ZM50 171L48 172V177L52 176L55 174L56 175V172L53 171V169H49ZM150 170V172H149ZM161 170L163 171V169L161 168ZM48 171V170H47ZM107 171V168L106 170ZM132 172V171H131ZM129 172V173H131ZM44 173V172H43ZM136 173V172H135ZM253 173V172H252ZM251 172L249 174H252ZM47 174V173H46ZM62 174V173H61ZM102 175V178L100 177V180L102 179L103 180V177H105V173H101ZM139 174V173H137ZM174 174V175H173ZM42 175V173H41ZM130 175V174H129ZM194 176L196 179L195 181H193L191 184L188 183V180H187V177L188 176ZM45 176V175H44ZM131 176V175H130ZM163 176H166V175H163ZM46 177V176H45ZM44 177V178H45ZM48 177H46L45 179H47ZM246 177V176H245ZM39 178V177H37ZM43 178V177H42ZM55 178V177H53ZM59 178V177H58ZM57 178V179H58ZM261 178V179H260ZM49 179V178H48ZM47 179V180H48ZM122 179V178H121ZM258 179H260L258 181ZM41 180V179H40ZM39 180V181H40ZM50 180V179H49ZM48 180V181H49ZM54 180V179H53ZM200 180H203V181H200ZM38 181V180H36ZM46 181V180H45ZM200 181V182H199ZM20 182V181H19ZM42 182V188H43V180L40 181V182H37L39 185L40 183ZM57 182V181H56ZM18 183V181H17ZM35 183V182H34ZM48 183V182H46ZM51 183V186L52 184L54 183L53 181L50 182ZM171 183V184H170ZM244 183V182H243ZM20 184V183H19ZM33 184V182H32ZM31 184V185H32ZM36 184V183H35ZM120 184V183H119ZM159 185V183H157ZM163 184V183H162ZM34 185V184H33ZM50 185V184H49ZM121 185V184H120ZM201 185H203V187L201 188ZM21 186V185H20ZM69 186V185H68ZM172 186V187H171ZM13 186H9V188H11ZM157 188V186H156ZM12 189V188H11ZM25 189V188H24ZM28 189V187H27ZM47 189V188H46ZM140 189V188H139ZM139 189L138 192H139ZM161 189V188H160ZM2 190V189H1ZM0 190V193H2V191ZM18 190V189H17ZM16 190V191H17ZM26 190V189H25ZM100 190V189H99ZM157 190V189H156ZM155 190V191H156ZM251 190V191H252ZM20 191V190H19ZM38 191V190H37ZM54 191V190H53ZM68 191V190H67ZM74 191V190H73ZM97 191V190H96ZM184 191V192H185ZM10 192V191H9ZM24 192V191H23ZM131 192V191H130ZM220 192H224V195H221ZM13 193V191H12ZM32 193V192H31ZM40 193V192H39ZM45 193V192H44ZM14 194H16L14 192ZM20 194V192L18 193ZM17 194V195H18ZM35 194V193H34ZM34 194H31L34 196ZM42 194V193H41ZM95 194V192H94ZM169 194V193H168ZM10 193L7 195L9 196ZM30 195V196H31ZM38 195V193H37ZM52 195V193H51ZM50 195V196H51ZM76 195V194H75ZM171 196V194H169ZM168 195V196H169ZM264 195V194H262ZM3 196V195H2ZM16 196V195H14ZM20 196V195H19ZM23 195H21L22 197ZM29 196V195H28ZM27 196V197H28ZM31 196V197H33ZM54 196V195H53ZM60 196V195H59ZM177 196V195H176ZM233 196V195H232ZM258 196V195H257ZM261 196V195H259ZM13 197V196H12ZM48 197V196H47ZM142 197L143 196H139V194H136L134 195L133 197V201L132 203L135 205H138L140 206L141 204V201H142ZM178 197V196H177ZM252 197V196H251ZM4 198V197H3ZM2 198V200H3ZM6 198V197H5ZM16 198V197H15ZM14 198V199H15ZM24 198V197H23ZM45 198V197H44ZM49 198V197H48ZM47 198V199H48ZM145 198V197H143ZM263 198V197H262ZM11 199V198H10ZM20 199V198H19ZM68 199V198H67ZM126 200V197H125V194L123 195L122 193V200ZM152 199V198H151ZM157 199V197H156ZM260 199V198H259ZM33 200V199H32ZM36 200V198H35ZM59 200H61L59 198ZM59 200L57 202H59ZM63 200V199H62ZM158 200V199H157ZM240 200V199H239ZM255 200V199H254ZM16 201V199H15ZM20 201V200H19ZM18 201V202H19ZM49 201H52L51 199ZM67 201V200H66ZM65 201V198H64V205H68V202ZM17 202V203H18ZM62 202V201H60ZM59 202V203H60ZM146 202V201H145ZM158 202V201H157ZM247 202V201H246ZM255 202V201H254ZM16 203V202H15ZM16 203V204H17ZM35 204H33L32 202V206L31 207H28V203L26 202V200L24 201H21V203L17 204V206L13 207V208H10V209H3L2 208V205L0 206V217L3 218V217H8L10 216V221H5L1 224L0 222V227H4V229L0 230L2 233H4L3 237L6 236L7 240H6V243L10 244L12 243L11 247L12 246H20L21 245V248L20 249H16L17 250V253L12 254L11 253V250L8 248V247H5V246H2L0 247V258L1 260L3 261H8L9 264H51L53 261L50 260L48 261V259L50 258H47V259H44L43 255H45L46 251L44 250L43 248V241H45L48 245V247H50L51 249H54L55 251L56 250V246H55V243L54 242H51V238L53 237L52 235L53 234H50L51 232H49V234H45L42 232V230H33L31 228V225L32 224V219H33V211L34 210H38V205H37V202H34ZM53 203V202H52ZM128 203V202H127ZM126 203V204H127ZM253 203V202H252ZM260 203V201H259ZM1 204V203H0ZM153 204V203H152ZM263 205V203H261ZM260 204V206H261ZM53 205V204H52ZM63 204H61L62 206ZM142 205V204H141ZM256 205V204H255ZM258 202H257V206H258ZM149 206V205H148ZM153 206V205H150L148 207V211L149 208ZM254 206V204H253ZM256 206V207H257ZM29 208V212H27L25 218L23 219L22 217V213L24 210H26V208ZM59 207V206H58ZM70 206H67V208L69 209ZM136 207V206H135ZM147 207V206H146ZM244 207V206H243ZM27 208V209H28ZM44 208V206H43ZM71 208V207H70ZM139 208V207H138ZM64 209V206L62 207V211ZM141 209V208H140ZM67 210V209H66ZM72 210V209H71ZM88 210V209H87ZM126 210V209H125ZM147 208L145 209V212H140L139 210V218L137 219V221L140 220V218L143 217L144 214H147L148 211H146ZM153 210V209H152ZM242 209H240L241 211ZM40 211V210H39ZM205 211H209V210H205ZM204 211V212H205ZM247 211V210H246ZM25 212V211H24ZM58 212V211H57ZM68 212V211H67ZM66 212V214H67ZM71 212V211H70ZM75 212V211H74ZM84 212V211H83ZM90 212V209L89 211ZM92 212V211H91ZM252 212V211H251ZM35 213V212H34ZM44 213V211H43ZM63 213V212H62ZM61 213V214H62ZM114 213V212H113ZM166 213V212H165ZM245 213L247 212H243V217L246 215ZM56 214V213H55ZM64 214V213H63ZM62 214V215H63ZM91 214V213H90ZM89 214V216H90ZM94 214V212H93ZM206 214V213H205ZM239 214V213H238ZM250 214V213H249ZM69 215V214H68ZM71 215V214H70ZM69 215V216H70ZM80 215V214H79ZM164 215V214H163ZM248 215V213H247ZM246 215V216H247ZM252 215V214H251ZM28 216V217H27ZM97 216V215H96ZM117 216V215H116ZM145 216V215H144ZM201 216V215H200ZM62 217V216H61ZM71 217V216H70ZM88 217V216H87ZM93 217V216H92ZM110 217V216H109ZM108 217V218H109ZM138 217V216H137ZM206 217V216H205ZM232 217L234 218V220H232ZM242 217V218H243ZM0 218V219H1ZM20 218L23 219V224L22 226L20 225V223H18L17 221L19 220L20 221ZM27 218V221H26V224H25V220ZM99 217H97L98 219ZM102 218V217H100ZM128 218V217H127ZM192 218V217H191ZM249 218V216H248ZM246 218V219H248ZM5 220V218H3ZM39 219V218H38ZM152 219H155V217H153ZM245 219V217H244ZM34 220V219H33ZM36 220V218H35ZM34 220V222H35ZM74 219H71V221L69 222H73ZM103 220V219H101ZM101 220H99L101 222ZM115 220V219H114ZM206 220H209V219H206ZM217 220V221H218ZM238 220V219H237ZM261 220V221H260ZM85 221L89 222L90 226L88 229H86L83 233L86 234V236H88V234H90V243H87V246H89V244L92 245L93 247V244H92V241H94L95 239L98 240V237L100 236L101 234V231H100V226H99V222H94V220H90L88 221V219H85ZM97 221V220H96ZM109 221V220H108ZM155 221V222H154ZM150 220V221H147L145 222L144 224L141 223V225L137 224L136 223V226L133 227V233L137 236H141V238H145V241L143 239L142 241V244L140 245V249L141 250V254H143V256H145L147 258V262L146 264H156L155 261L157 262V260L160 259V257H162L163 255L166 257V255L164 254L165 253V248H162L160 245L161 241L159 240L160 238V234L159 232H157V230L159 229V227L157 226V220ZM184 221V220H183ZM182 221V222H183ZM194 221V220H193ZM204 221V220H203ZM243 221V220H242ZM123 222V221H122ZM163 222V221H162ZM180 222V221H179ZM211 222V223H212ZM264 222V221H263ZM21 223H22V220H21ZM75 223V222H74ZM72 223V224H74ZM210 223V224H211ZM186 224V223H185ZM184 224V225H185ZM188 224V223H187ZM202 224V223H201ZM214 224V223H213ZM219 224V223H218ZM11 225H15L14 229H12L10 232H9V229L10 227H12ZM101 225V224H100ZM191 225V223L189 224ZM206 225V224H205ZM99 226V227H98ZM104 226V225H103ZM176 226V225H175ZM178 227H182L183 224L180 222L178 225ZM176 226V227H177ZM186 226V225H185ZM188 226V225H187ZM209 226V225H208ZM217 226V225H216ZM33 227V226H32ZM71 227V226H70ZM73 227V226H72ZM75 227V226H74ZM102 227V226H101ZM172 227V226H171ZM250 227V228H249ZM78 228V227H77ZM206 228L203 224L202 226H197V228L193 231L194 234L199 232L200 230ZM226 228V229H225ZM238 228V229H237ZM264 228V227H263ZM41 229V228H40ZM164 229L163 227L161 228V230ZM176 229V228H175ZM225 229V230H224ZM181 230V229H179ZM210 231V230H209ZM229 231L234 233L235 235H238V237H242V241H243V244L239 247H235L233 242H234V239H231L230 236L228 237L229 235ZM42 232V233H41ZM45 232V231H44ZM47 232V233H48ZM187 231L185 230V233ZM176 233H181V232H176ZM175 233V234H176ZM183 233V232H182ZM182 233L180 235H182ZM207 233H210V232H207ZM6 234V235H5ZM77 234V233H76ZM163 234H165L163 232ZM167 234V233H166ZM189 234V233H187ZM211 234V236H212ZM8 235V236H7ZM178 235V234H177ZM185 235V234H184ZM192 235V234H191ZM199 236V235H197ZM202 236V235H200ZM205 236H207L205 234ZM210 236V235H208ZM246 238H243L245 237ZM84 237V236H83ZM168 237V236H167ZM166 237V238H167ZM182 237L184 239L187 240L188 237H185L182 235ZM40 240V243L42 241L43 244H39L38 241L36 240ZM163 237H161V240H162ZM165 238V237H164ZM169 238V237H168ZM193 238V237H192ZM233 238V237H232ZM260 238V239H259ZM257 238L254 242L258 248V251L256 252V254L254 255L253 257V260L252 258H250L252 260V263H255V264H264V244L261 242V237ZM199 239V238H198ZM35 240V241H33ZM77 240V238H76ZM85 240V238H84ZM188 240L191 241V238H188ZM187 240V241H188ZM89 241V240H88ZM99 241V240H98ZM172 241V240H171ZM175 241H176V238H175ZM186 241V242H187ZM5 242V241H4ZM15 242H18L17 244H15ZM37 242V243H36ZM141 242V241H140ZM180 242V240H179ZM249 242V243H248ZM164 243V242H163ZM163 243H162V246H163ZM190 243V242H189ZM248 243V244H247ZM5 244V243H4ZM8 244H5L6 246H9ZM31 244H33L31 246ZM166 244V242H165ZM168 244V243H167ZM254 244V243H253ZM181 245H184V244H181ZM187 245V244H185ZM189 245V244H188ZM193 245V244H191ZM245 245V246H244ZM45 246V245H44ZM139 246V245H138ZM137 246V247H138ZM166 246V245H165ZM176 246V245H175ZM180 246V245H179ZM178 246V247H179ZM194 246V245H193ZM46 247V246H45ZM91 246H89V249L91 250V252H86V254L89 256V260L91 261L90 264H96L93 259H91L92 257H94V260L97 259L96 255H95V252L93 251ZM168 248V249H167ZM167 251H169L170 253H172L173 251L176 252V251H179L178 248L176 249L175 247H172L171 245L170 246H167ZM6 249H9L6 251ZM134 248H132L133 250ZM15 250V251H16ZM50 250V249H48ZM156 250H159L160 251V255L159 256H155V251ZM251 250V249H250ZM34 252L36 254H34ZM81 252V251H80ZM134 254H131L130 256V253L128 256H130V259L129 261L132 263V264H141V260H140V255H137L138 253L137 250L136 252L133 251ZM152 252L153 255L152 256H149V253ZM259 252V255H257ZM6 253V255H5ZM43 253V255H42ZM45 253V254H44ZM49 253V252H48ZM47 253V254H48ZM52 253V252H51ZM136 253V254H135ZM155 253V254H154ZM180 253V251H179ZM53 254V253H52ZM50 255V256H55V255ZM71 254V253H70ZM83 254V253H82ZM57 255V254H56ZM68 255V254H67ZM77 255V254H76ZM224 255V256H223ZM65 256V255H64ZM79 256V255H78ZM123 256V255H122ZM127 256V257H128ZM169 256H171L169 254ZM47 257V256H46ZM62 257V256H61ZM180 257V256H179ZM213 257V260L212 259H209V258H212ZM53 258V257H52ZM50 258V259H52ZM87 258V256H86ZM142 258V257H141ZM173 257L171 256V259ZM176 259L178 257H175ZM173 259L175 262H176V259ZM188 258V257H187ZM192 258V257H191ZM62 260V258H60ZM58 259V260H60ZM70 259V257H69ZM73 259V258H72ZM162 259V258H161ZM160 259V261H161ZM168 259V258H167ZM165 258V260H167ZM0 260V261H1ZM64 260V259H63ZM62 260V261H63ZM125 260V258H124ZM140 260V261H139ZM145 260V259H144ZM171 260V261H173ZM204 260V259H203ZM201 260V261H203ZM243 260V259H242ZM126 261V260H125ZM173 261V263L175 264V262ZM180 261V260H179ZM178 261V262H179ZM200 261V260H199ZM233 261V260H232ZM231 261V262H232ZM59 262V261H58ZM138 262V263H137ZM166 262V261H165ZM185 262V261H184ZM195 262V261H194ZM245 262V260L243 261ZM4 263V262H3ZM61 263V262H59ZM130 263V264H131ZM166 263H169L168 260ZM181 264V262H179ZM178 263V264H179ZM192 263V262H191ZM202 263V262H201ZM233 263V262H232ZM54 264V263H53ZM57 264V263H56ZM88 264V262L86 263ZM98 264H104V262L102 260L98 261ZM159 264V262H158ZM160 264H162V261L160 262ZM172 264V262L170 263ZM177 264V262H176ZM197 264V263H195ZM235 264V263H233ZM248 264V263H246Z\"/></svg>","mask_w":264,"mask_h":264}]
</instances>
